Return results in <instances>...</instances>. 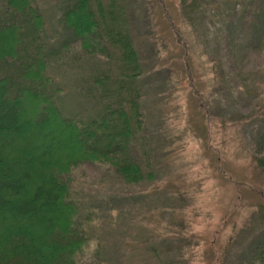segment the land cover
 Listing matches in <instances>:
<instances>
[{
  "label": "trees",
  "instance_id": "16d2710c",
  "mask_svg": "<svg viewBox=\"0 0 264 264\" xmlns=\"http://www.w3.org/2000/svg\"><path fill=\"white\" fill-rule=\"evenodd\" d=\"M127 1L52 0L59 31L71 36L70 41L63 39L54 46L51 42L55 37L44 34L47 26L44 27V16L37 7L38 0H0V264H77L78 256L86 252L88 245H96V249L87 259L106 264L95 260L107 247L106 239L95 229L98 220L93 215L95 210H87L82 218L81 208L71 193L72 171L87 164L108 167L124 188L146 184L154 199L160 190L153 184L163 182L161 192L165 199L158 198L149 207L146 234L141 236L144 241H156V245L164 246L154 253L156 258L171 250L175 264L199 262L189 254L201 247V241L207 245H204L207 254L203 252L208 256L199 264H219L221 254L226 251L224 246L233 239L244 214L256 210L258 218L264 221V202L258 206L253 204L255 207L244 204L243 189L237 183L239 203L233 214L237 218L222 247L216 248L217 237L209 247V242H205L208 235L202 232L192 236L184 230L183 225L189 220L186 207L194 205L198 213L202 207L198 201L202 187H207V177L212 184L214 172L219 178L228 179L220 159L213 162L216 170L211 169V164L206 167L201 163L208 155L207 149L214 154L218 151V147L207 143L193 159L183 158L174 151L172 142L162 143L159 152L152 147L149 154L137 149L140 141H147L143 130L141 79L152 66L147 70L142 66L128 33ZM148 1L157 9V0ZM227 1L179 0L181 23L171 20L175 40L166 45L164 53H160L161 63L152 69L165 83L175 78V88L171 91L175 89L176 100L188 91L187 98L195 90L203 99L200 109L205 111L207 122L206 115L216 104L211 99L216 97L218 101L221 98L218 92L223 89H228L229 99H241L245 104L253 101L247 119L258 126L259 132L254 142H245V146L251 151L248 159L251 165L255 164L253 168L260 180L264 179V0H239L242 1L238 5L240 12L233 11L231 26L227 22L232 11H223ZM194 9L201 15L193 16ZM205 14L212 20L213 41L208 46L207 38L200 37L197 40L203 45L200 47L188 35L186 26L191 25L194 31L193 22H197L201 28ZM218 23L222 25L216 28ZM243 30L247 33L242 35ZM59 31L56 38L61 35ZM182 31H186V41ZM208 34L207 31L205 35ZM73 40L81 49L74 56L85 54L86 65L90 67L84 79L77 76V90L67 87L75 77L62 73L54 78L49 74L52 66H62L70 58L68 45ZM254 46H259L258 51ZM255 53H260V62L250 68L249 62L256 58ZM82 59L72 58L67 64L78 65ZM91 59H98L100 69L98 63L94 68ZM239 135L230 134L234 144L228 147L235 146L230 151L237 154V146L242 142ZM195 145L199 149V141ZM187 163H193L196 169ZM180 164L188 168L189 175L185 171L163 174ZM185 176L192 180L180 184L173 181ZM250 191L264 196V191L255 186ZM237 193L234 190V196ZM188 197L192 204L186 203ZM196 211L194 217L199 218L200 213ZM175 212L177 219L172 215ZM108 215L113 223L121 217L116 209L109 210ZM99 227L103 226L99 224ZM133 256L138 259L137 264H144L150 257L142 248L135 249ZM244 259V264H264V242ZM157 264L162 262L159 260Z\"/></svg>",
  "mask_w": 264,
  "mask_h": 264
},
{
  "label": "rangeland",
  "instance_id": "374dc122",
  "mask_svg": "<svg viewBox=\"0 0 264 264\" xmlns=\"http://www.w3.org/2000/svg\"><path fill=\"white\" fill-rule=\"evenodd\" d=\"M228 2L229 0L225 6H222H224L223 11L225 13L232 11V15L229 14L227 22V25L231 26V21L234 22L233 11L239 14L240 7L238 5L242 1L234 0L233 2L231 0ZM155 5H157V9H154L148 0H128L126 4L128 6L126 10L128 33L133 40L134 46L137 48L140 62L145 70L149 66L153 68V66L156 67L161 63L162 58L160 53H164L166 45L169 46L170 42H174L175 40L173 39L171 31V27L173 28L172 21L181 23L179 0H157ZM37 7L39 8V12L44 16V27L47 26L44 34L55 37L51 42L52 45L59 44L63 39L70 41V35L66 32L59 31L60 27L57 26L58 23L56 22L57 13L54 10L55 5L52 0H38ZM220 8L222 7L220 6ZM193 12H195L194 14L191 12L193 16L195 14L201 15L198 9H194ZM201 19L203 22L201 28L198 27L199 24L197 22H193L194 31L191 25L186 26L189 30L188 35L190 34L192 39L200 47L203 45L197 40H200V37L207 38L205 42L210 46L213 41L211 35L212 20L206 14ZM182 20L185 22L183 18ZM221 25L218 23L216 28ZM57 30L61 34L59 38L55 36ZM207 31L209 33L208 36L205 35ZM244 33H247V30H243L242 35ZM65 35L66 37H64ZM182 38L184 41L187 40L186 31H182ZM44 42L48 41L45 40ZM68 47L71 50L70 58L65 60L66 62L62 66H52L49 74L54 78L62 73L75 77V81L70 80L71 83L67 87L77 90L75 89L78 88V85H76L78 81H76L77 76L84 79L88 75L90 67L86 65L85 54L81 52L82 55L80 57L74 56L78 49L81 51L77 41L73 40ZM180 47L182 48L181 45ZM257 47L259 46H254L256 51L259 49ZM168 49L170 50V48ZM165 55L167 56L168 52ZM255 56L256 58L253 57L254 59L249 62L251 64L250 68L256 67L260 62V53H255ZM72 58H77V60L80 58L83 59L78 65L71 66L67 63H70ZM91 62L94 68H96L95 63H98L97 67L100 69L98 59H91ZM52 64L57 65L55 63ZM68 66L70 67L69 69ZM152 68L141 79V96L143 97L142 112L145 125L143 130L145 131L144 137L147 138V141L146 139L140 141L141 145L137 149L149 154L150 147L154 148L156 152H159L162 143L172 142V149L174 151L176 150V152L178 151L182 154L183 158L185 156L186 158L193 159L196 158L198 150L200 152L202 151L206 143L218 147V151L215 154L212 150L207 149L208 155L203 158L204 153L202 152L201 163L205 164L206 167H209L211 164V169L216 170L217 167L213 166V162H219L220 159L221 167L225 171L227 175L226 179L228 180L219 178L214 172L211 175L215 183L214 185V183L212 184L209 181L210 177H207V187L205 185L202 187V196L200 201H198L202 206H199L200 217H194V212L196 211L194 205L186 207L189 212V220L183 227L192 236L194 233L202 234V232L208 235L207 240L205 237L204 239L205 242H209V247L215 243L214 240L217 237L216 248L219 249L225 244V236L227 237L229 235L231 225L237 218L235 217L236 215H233L236 214L239 203L237 200L238 191L236 186L239 185L243 189L241 192L243 194L242 199L244 200V204L255 207L264 202V198L261 199L264 196H257L250 191L252 186L257 187L260 191H264V179L260 178V180H257L260 177L258 175L259 173L253 168L255 164H250L248 158L251 156V153L249 154L251 151L248 150L247 145L245 146V142L252 144L259 132L258 126L253 121L247 119L248 110L251 105H254L253 101L252 103L248 102L245 104L241 99H229L227 94L228 89H223L222 92L217 91L221 94V98L218 101L216 97L211 99L216 104L215 109L211 108L210 112H207L208 115L206 116L209 118L207 122L203 115L204 110L201 111L200 109L202 103L204 104L203 99L197 95L195 90L191 88L192 95L186 98L187 91L183 97L181 95L176 100L178 96L175 94V89L171 91L175 88V78L171 79V83L170 80L165 83L162 76L153 73ZM73 77L72 79L74 80ZM185 78H187L186 75H184V80ZM55 82L59 83L57 80ZM72 82L73 85H71ZM183 84L187 86L185 83ZM199 86L200 89L203 88V85ZM193 99L195 100V104ZM69 101L73 104L72 99ZM68 104L70 103L68 102ZM96 110H98V107ZM231 133L236 135L240 133L238 137L242 138V142H239L240 146L236 145L239 154L230 151V148L236 149L235 146L228 148L232 143L234 144L231 141ZM196 140L199 141V149L195 145L197 143ZM221 151L224 152L223 156ZM162 157L163 152L161 154ZM222 157L225 158V161L222 160ZM101 165L87 164L78 166L72 171L71 176L73 182L71 185V193L73 199L81 208V217L83 218L87 214V210L94 209L95 212L93 215L98 217V220L95 219L96 223H98V225L95 223L96 232L99 233L100 231L102 237L106 239L107 247L101 253V257L98 259L93 258L97 261H103L106 264H137L138 259L134 258L133 253L135 249L142 248L144 253L147 251L150 256V259L148 258L146 260V264H157L159 260L162 264H175L173 251L170 250L168 253L160 254L159 258H156L154 253L161 251L164 246L156 245V241H144L141 239L143 233L146 234L144 228L148 226L149 207L158 198L159 200L165 199V195L161 192L163 182L158 181L153 184L154 187L160 190L157 199H154V195L152 197L149 194L146 184L137 188H124L114 173L109 171L108 167L103 166V164ZM182 166L184 165L180 164L175 165L174 168L170 167L171 172L166 169L163 174L168 175L172 173V175H176L178 172L185 171L189 175L188 168ZM187 166H193V163H187ZM190 172H192V169H190ZM188 179L191 178L185 176L174 179L173 181L176 180L175 184H180L182 181ZM237 183L239 184L237 185ZM234 190L237 193L235 196ZM186 203L188 205L190 203L192 204L191 199H187ZM111 209H116L120 213L121 217L117 223H113L108 215V211ZM199 213L196 211V214ZM175 214L176 212L172 214L173 218H179L175 217ZM130 219L133 221H130ZM238 223L240 224L233 232V239L224 246L226 251L221 254L222 263L220 262L219 264H244L246 255L254 250V247L259 243L264 242V221L258 218L256 210L254 212L249 211V214H244ZM99 224L103 227H99ZM137 242L140 245H136ZM199 242L201 247L195 248V252L192 251L189 254L191 259H198L199 262L195 263L191 260L190 264H199L204 256L205 259L208 256L204 255V252L207 254V248L204 247L205 244H202L201 241ZM131 246L135 247V249ZM86 249L84 254L81 253L78 256L77 264H95L90 259H87V257L93 254L96 245H88ZM242 256L244 257L242 258Z\"/></svg>",
  "mask_w": 264,
  "mask_h": 264
}]
</instances>
